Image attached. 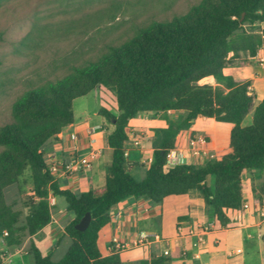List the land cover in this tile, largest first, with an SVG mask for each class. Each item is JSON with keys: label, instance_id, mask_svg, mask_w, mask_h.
I'll return each instance as SVG.
<instances>
[{"label": "trees", "instance_id": "16d2710c", "mask_svg": "<svg viewBox=\"0 0 264 264\" xmlns=\"http://www.w3.org/2000/svg\"><path fill=\"white\" fill-rule=\"evenodd\" d=\"M254 25H264V0H200L182 16L139 28L97 61L74 67L63 78L19 96L11 108V121L0 128V239L4 245L19 246L23 237L31 238L51 222L49 195L63 197L66 210L73 214L63 228L70 244L53 261L30 241L33 264H171L163 254L134 263L121 262L113 247L109 256L100 254L98 232L111 221L113 207L128 198L159 204L170 195L198 196L206 209H212L219 227L226 228L231 222L227 212L243 207V174L264 169V98L254 105L250 81L239 83L224 73L264 50V30L245 29ZM206 77H212L215 85L198 83ZM100 86L113 92L116 108V113L98 111L108 125L110 149L104 191L98 195L60 190L43 147L73 123V101ZM168 112L184 115L177 126L164 132L143 178L135 180L124 154L141 137L130 132V121L144 115L167 119ZM250 112L251 123L242 125ZM197 118L230 126L227 144L203 164L167 165L176 136ZM24 176L30 181V191L21 198L22 208L15 209L7 203L5 190ZM208 176L212 187L206 183ZM258 189L262 201L264 185ZM87 212L88 227L76 230ZM186 219L180 216L177 222Z\"/></svg>", "mask_w": 264, "mask_h": 264}, {"label": "crops", "instance_id": "0c3cea01", "mask_svg": "<svg viewBox=\"0 0 264 264\" xmlns=\"http://www.w3.org/2000/svg\"><path fill=\"white\" fill-rule=\"evenodd\" d=\"M224 73L239 83L250 81L255 105L264 98V50H259L253 58L247 57V62L239 67L225 69ZM198 83L215 85L212 77ZM95 114L98 115L97 112ZM183 115V112H168L167 119L144 115L130 121V132H137L141 137L137 144L132 143L128 147L125 156L132 177L136 175L137 180L143 178L153 152L161 145L164 132L177 126ZM244 120L242 125L251 123V118L248 124H244ZM104 125L106 122L102 117L92 126L87 121H73L56 138L45 143L43 151L48 167L69 164L91 151L96 152L89 167L74 173H52L60 190L74 194L87 191L98 195L103 193L110 165ZM229 130L230 126L216 123L214 119L197 118L178 133L173 149L183 147L186 158L181 164H203L211 159L217 148L227 144ZM191 134L205 137L207 155L199 157L187 153L185 145ZM263 171L243 174V205L246 208L228 211L231 222L226 228L219 227L212 209H206L204 201L198 196L170 195L159 204L146 198L123 200L113 207L111 221L98 232L100 254L102 257L109 256L113 247L123 263L149 260L152 255H162L167 251L171 264H245L244 247L250 243L257 249L259 264H264V195L262 201L258 198V187L264 185ZM206 183L212 187V177L208 176ZM48 201L51 222L29 238L43 255L46 254L40 245L46 247L50 237H55L54 245L64 242L69 246L70 240L63 235V228L73 220L63 197L49 195ZM180 216H187V219L177 222ZM144 234L150 237L147 242L141 243L139 237ZM154 235L158 236L157 240ZM113 239H117L120 247L111 245Z\"/></svg>", "mask_w": 264, "mask_h": 264}, {"label": "rangeland", "instance_id": "374dc122", "mask_svg": "<svg viewBox=\"0 0 264 264\" xmlns=\"http://www.w3.org/2000/svg\"><path fill=\"white\" fill-rule=\"evenodd\" d=\"M199 1L0 0V128L11 121L12 105L25 91L55 82L74 67L97 61L109 47L122 45L139 28L152 22H169ZM245 29L261 31L264 25ZM101 108L116 113L115 96L106 86L73 101L74 121H87L92 126L100 122L101 117L95 113ZM250 118L251 112L244 124ZM103 128L107 131L108 125ZM195 137L190 135L191 139ZM262 174L264 180V171ZM30 187L28 177L24 176L5 190L7 203L21 209V198ZM47 240L46 247L40 245L42 252L58 261L67 245L60 242L55 246V237ZM29 249L28 236L23 237L19 246L10 247L0 239V264H33ZM244 249L245 264H259L256 247L246 243Z\"/></svg>", "mask_w": 264, "mask_h": 264}, {"label": "built area", "instance_id": "2783aa9c", "mask_svg": "<svg viewBox=\"0 0 264 264\" xmlns=\"http://www.w3.org/2000/svg\"><path fill=\"white\" fill-rule=\"evenodd\" d=\"M134 144H137V142L135 141ZM205 146H206L205 138H203L202 136H196L195 138L189 139L187 141L185 148H186V151L189 155L202 157V156L207 155V152L205 150ZM95 154H96L95 151H91L88 155H86L82 158H79L72 163L60 164L59 166L58 165H51L49 167V170L52 173H57L60 171L62 174L77 172L84 167H89L91 161L95 158ZM124 155L127 156V151L125 152ZM185 158L186 157H185V154L183 151V147H180L177 149L176 148L171 149L166 156V164L169 166L178 165V164H181L183 162V160H185ZM243 207L246 208V205H243ZM149 237H150L149 235L144 234V235H141V237H139V240L141 243L147 242ZM153 238L157 240L158 236L154 235ZM198 241L200 242L201 239L199 238ZM111 243L116 245V247H120V244L117 241V239H113L111 241ZM163 254L167 255L168 252L164 251Z\"/></svg>", "mask_w": 264, "mask_h": 264}, {"label": "water", "instance_id": "95a60500", "mask_svg": "<svg viewBox=\"0 0 264 264\" xmlns=\"http://www.w3.org/2000/svg\"><path fill=\"white\" fill-rule=\"evenodd\" d=\"M162 154V153H161ZM91 221L90 214L87 212L81 220L75 225V229L78 231H84Z\"/></svg>", "mask_w": 264, "mask_h": 264}]
</instances>
